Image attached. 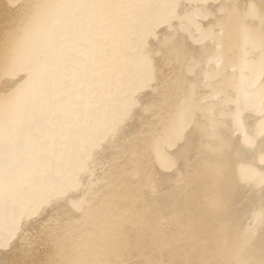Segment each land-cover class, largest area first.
Here are the masks:
<instances>
[{
  "label": "bare ground",
  "instance_id": "1",
  "mask_svg": "<svg viewBox=\"0 0 264 264\" xmlns=\"http://www.w3.org/2000/svg\"><path fill=\"white\" fill-rule=\"evenodd\" d=\"M0 264H264V0H0Z\"/></svg>",
  "mask_w": 264,
  "mask_h": 264
}]
</instances>
